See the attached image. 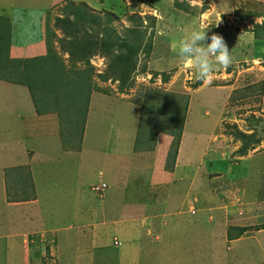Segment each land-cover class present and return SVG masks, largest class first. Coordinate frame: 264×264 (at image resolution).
Returning a JSON list of instances; mask_svg holds the SVG:
<instances>
[{
    "label": "rangeland",
    "instance_id": "374dc122",
    "mask_svg": "<svg viewBox=\"0 0 264 264\" xmlns=\"http://www.w3.org/2000/svg\"><path fill=\"white\" fill-rule=\"evenodd\" d=\"M15 1L25 8L42 4L40 11L29 8L39 13L33 24L39 39L60 67L90 74L101 88V101L91 113L81 163L76 155L61 160L53 152L48 169L40 172L49 177L37 175L42 184L35 186L34 203L11 202L34 198L29 167L7 169L5 181L0 168V264H264V249H256L255 241L249 245L252 231L235 240L243 217L261 224L264 215V182H256L264 179V0H0L6 10L0 15L3 66L9 65L6 13ZM30 10L15 15L24 13L29 25L37 21ZM201 25H209L206 43L212 33L223 36L233 58L231 67L213 74L211 84L196 81L173 51ZM134 36L139 50L123 68L118 45L133 43ZM44 60H36L34 72L31 62L18 81L33 80L40 67L50 71ZM126 67L130 76L122 82ZM98 73L109 78L101 80ZM36 88L33 101L44 110L54 95ZM67 103L65 98L59 105L63 144L77 149L83 107L77 100L72 114ZM103 104L114 112L102 115ZM136 111L143 113L139 123ZM160 133L164 147L147 163L168 171L171 182H144L148 172L131 180L124 163L111 168L116 177L109 178L102 159L110 158L114 142L123 149L132 141L155 149ZM0 141V150L15 159L18 140L14 146ZM101 182L107 187L98 194L91 186ZM73 184L79 187L71 189ZM117 197L132 204L123 210ZM121 211L124 217L116 213Z\"/></svg>",
    "mask_w": 264,
    "mask_h": 264
},
{
    "label": "crops",
    "instance_id": "0c3cea01",
    "mask_svg": "<svg viewBox=\"0 0 264 264\" xmlns=\"http://www.w3.org/2000/svg\"><path fill=\"white\" fill-rule=\"evenodd\" d=\"M11 5L13 7L12 11L10 12L7 10L8 13H6L7 22L9 24V31L7 32V37L9 40V45L7 47L9 58L24 60L27 58H36L41 55H44L46 53L45 45H43L42 41L39 39L38 37L39 33H37L33 28L34 27L33 24H38V21H40L38 18L39 13L37 11H32L29 9V8H33L34 10L40 11L39 8L40 6H42V4L39 3V6L30 5L32 7L26 6L25 8L24 7L25 5L23 4L20 5L15 1ZM0 7H2V10L0 11V15H2L1 12L6 10L3 9L5 7L2 4H0ZM27 9L28 11L29 10L31 11L30 16L33 18V20L34 19L36 20L37 18V21L34 20L35 22H31V24L29 25L26 24L25 22L24 13L19 12L15 15V11L17 10L26 11ZM30 28H33V30ZM9 66L10 67L8 74H10L9 76L10 78H6V77L3 78L0 76V140H10L9 143L12 144L13 146L15 145V141L18 140L17 145L21 148L12 151L13 154L16 155L15 159L14 158L12 159L10 155L11 152L5 154L0 150L2 155L4 156L0 160V168L5 181L6 178L5 171L7 169H11V168L17 169L19 167L18 166L19 164L25 165V168H27L28 166L30 169V174L32 175L31 177L33 178V185H30L29 188H32L33 192L35 193V191L37 192L39 190V186L37 189L35 186L42 184L41 182H36L37 175L41 176L42 179L43 178L47 179L49 177L48 173L47 175L46 174L41 175L40 172L42 171L45 172L48 169L47 166L48 163H50V161L53 160L52 157L53 152H55V155L58 156L61 160L63 159L70 160L74 158L76 155L75 159H77V162L81 163L82 156L85 154L86 151V146L83 144L86 137L88 123L94 105L98 104L101 101L100 100L101 98H99V95L101 93L95 90L91 92L89 96V104L85 116L84 127L80 134L79 144L76 147L77 149H70L69 147H65V145L63 144L65 142H63L64 140L62 136V127L61 124L59 123V118L57 113L52 111L38 112L36 110L37 109L36 104L33 101V97L31 95L28 86L18 81L17 79L18 77L15 76L16 69L14 68L13 65H11V63H9ZM5 69H6L5 66L0 64V71L1 70L5 71ZM95 98L96 101L94 100ZM114 110L115 107L107 109L105 104H103V109H101V114L102 115L112 114ZM140 118H141V113L138 114V111H136V113H134V119L139 123ZM117 131H118L117 133L120 134V129ZM160 134L161 137L158 136L157 138L158 144L155 149H152V147L138 148L135 146V142L133 141L132 143L130 142V149L128 148L123 149L119 145V142H117L116 145L114 142L113 148H111L108 151V153L110 154V158L102 159L105 166L104 168H106L107 174L110 175L109 178L116 177V174L114 175V173H112L114 171L112 170L110 172V169L112 168L115 170L119 164L124 163V166H127L130 171L131 180H133V178L136 177L137 174L138 176L136 178H140L139 176L140 173L145 175V173L148 172V178L147 179L145 178L144 182H171L170 181L171 175L168 171H163L162 167L158 166L155 162H153L152 164L147 163V160H151V158H154L155 156L159 155L162 147H164L162 145V142L164 144L166 140L163 139L164 137L163 133ZM45 139H47L49 143L54 144V149H51L49 143L46 142ZM6 143L8 144V142ZM80 145L81 147L79 148L78 146ZM214 145L217 146V143H215ZM216 146H213L214 150L218 149ZM178 150L180 152L179 148ZM178 155L179 153L177 151L176 154L177 159H178ZM22 157L27 158L28 161L26 163H23L24 159ZM128 157H130L129 158L130 161L124 162L128 160ZM146 167L148 168L146 169ZM122 182L124 181L122 180ZM256 182H264V179L263 181H256ZM80 183L83 184V182ZM61 186L62 188H67L65 184H61ZM1 187H2L1 193L4 194V190L7 191V185L5 186V182H2ZM56 187H59V185L57 184ZM77 187L79 186L73 184V186H71L70 188L77 189ZM71 189L70 191L73 196ZM34 195L35 196L33 199L18 197V198H14V201L11 202L18 203L19 205L32 204L34 203V201H36V197L38 193H35ZM77 195L81 196L82 193L79 192ZM75 199L76 198H72L73 204ZM115 203H117L123 210L128 205L132 204V203L131 204L122 203L119 197H117V201H115ZM72 211H74V208ZM131 212L133 213L135 211L132 210L130 212H126L125 214ZM116 213L120 217L125 216L124 212L122 213L116 212ZM247 220L248 218L245 217H243L240 220L241 222L239 224L240 226H238V229H241L242 233L235 240H241V238H244L243 235H245L247 231L249 232L252 231L254 239L249 241L250 242L249 245H251L252 241H255V243L257 244V246L255 245L256 249L258 248L259 250H263L264 249V215H263V222L261 224H258L257 222L255 224L253 223L248 224ZM121 221H125V220H121ZM248 227H252V228H248Z\"/></svg>",
    "mask_w": 264,
    "mask_h": 264
},
{
    "label": "trees",
    "instance_id": "16d2710c",
    "mask_svg": "<svg viewBox=\"0 0 264 264\" xmlns=\"http://www.w3.org/2000/svg\"><path fill=\"white\" fill-rule=\"evenodd\" d=\"M255 25L259 26L258 23H256ZM263 26H264V23H263ZM8 31H9V29H8ZM133 34H134V32H132L131 35H133ZM135 38L136 37L134 36L133 37V40H134L133 43H130V42L124 40V42H121L122 43L121 45L120 44L118 45L119 47L123 48V54H122V56L118 55L117 61L119 60V62L122 63L123 68H125V66L128 65L134 59L133 58L134 54L137 52V50H139V46L136 44ZM8 45H9V40L7 37V47H8ZM7 47H6V50H7ZM46 50H47V53L44 56H39L36 58H27L24 60H20V59H11L8 57L6 59L5 65L7 62L13 63L11 65H13L14 68L17 71H19L15 74L17 76V74H19V73L22 74L23 72H25L27 70L26 69L27 66L31 62H33V64L30 68L33 69V72H34L35 69L38 68V63H36V60H39L40 58L45 57L44 63H47V66L49 68H51L50 71H47L46 69H44L41 72L42 68L40 67L36 71L38 73V75H35L36 78L34 77L33 80L30 78L27 82H25L24 80L23 81L19 80V81L28 86V88L31 92V95L35 94L33 89H32L33 85L38 87L36 89L39 92L46 91L49 94L51 93V96L54 95V98H50L52 100L51 102L49 100V102H46L45 104H43L44 110H40L38 105H36V108H37L36 110L38 112L53 111V112L57 113L60 124H61L62 112H64L59 107L61 101H63L65 98L68 99L67 110L69 109V107L72 109L71 104L72 105L75 104L77 100L80 101V103L82 104V107H83V112L81 115L82 116V124H83L85 121V116H86V112H87L90 93L92 92V90H95V91L97 90V91L101 92V88H99L97 86V84H95V82L93 80H91L90 74H89V76L88 75L85 76L84 71L83 72L74 71L73 73H70L62 64L60 67L57 64V61H56L57 59H55V57L53 56L52 49L48 44L46 46ZM108 54H109V52H107V55ZM16 61L20 63V67H18L15 64ZM0 63H2V62L0 61ZM7 67H10V66L6 65L5 68H7ZM129 71H130V68L126 67V72H124L125 77L122 78V82H124L130 76ZM54 72H56V73H54ZM0 76L3 78L4 77L10 78L9 77L10 74L4 75L3 73H1ZM97 76L99 78H101V80H107L109 78V77L107 78L105 73L104 74L98 73ZM166 79H167V77L164 78V81H166ZM41 93L43 94V92H41ZM79 96H81V100L79 99ZM44 99H46V98H44ZM69 99H71V100H69ZM52 104H54V106H52ZM185 105H186V103H184V106H183L184 110H185ZM175 108L177 109V106H175ZM73 113H76V110L72 109V114ZM141 114H143V113H141ZM74 119H76L75 116H73V120L71 119V121L74 122L75 124L78 123V121H74ZM83 126L81 129L79 128L80 134L83 130ZM164 132H166V130ZM166 133L169 134V131ZM177 146H178V141L175 142L176 151H177ZM176 151H175V154H176Z\"/></svg>",
    "mask_w": 264,
    "mask_h": 264
},
{
    "label": "clouds",
    "instance_id": "9594fccd",
    "mask_svg": "<svg viewBox=\"0 0 264 264\" xmlns=\"http://www.w3.org/2000/svg\"><path fill=\"white\" fill-rule=\"evenodd\" d=\"M218 18L215 23H221ZM209 25H201L190 34L182 37L177 48L173 49L181 65H186L196 81L212 83L215 72L227 70L233 63V58L223 36L212 33L210 42L206 41V29Z\"/></svg>",
    "mask_w": 264,
    "mask_h": 264
},
{
    "label": "built area",
    "instance_id": "2783aa9c",
    "mask_svg": "<svg viewBox=\"0 0 264 264\" xmlns=\"http://www.w3.org/2000/svg\"><path fill=\"white\" fill-rule=\"evenodd\" d=\"M106 187H107L106 183L105 182H101V183H97V184L92 185L91 189L94 192L100 194L101 192H103L105 190Z\"/></svg>",
    "mask_w": 264,
    "mask_h": 264
}]
</instances>
